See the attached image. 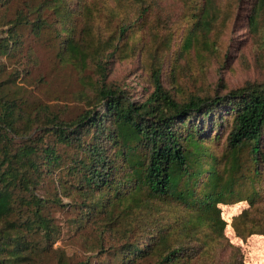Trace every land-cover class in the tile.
<instances>
[{
    "label": "trees",
    "instance_id": "16d2710c",
    "mask_svg": "<svg viewBox=\"0 0 264 264\" xmlns=\"http://www.w3.org/2000/svg\"><path fill=\"white\" fill-rule=\"evenodd\" d=\"M13 1L0 0V264H245L221 205L248 202V234L235 228L264 235L251 211L264 203V84L183 97L179 85L180 59L205 61L230 10L181 0L173 20L161 0H29L10 16ZM248 24L260 33L264 0ZM24 30L77 74L73 117L25 85L38 65L22 58ZM133 57L149 72L143 100L109 80Z\"/></svg>",
    "mask_w": 264,
    "mask_h": 264
},
{
    "label": "rangeland",
    "instance_id": "374dc122",
    "mask_svg": "<svg viewBox=\"0 0 264 264\" xmlns=\"http://www.w3.org/2000/svg\"><path fill=\"white\" fill-rule=\"evenodd\" d=\"M25 1L29 0H14L10 16H14L17 8H26ZM221 2L226 8L225 12L230 10V18L227 26L216 34L219 35L220 41L214 45V52L209 51L210 54H207L205 61L180 59L187 65L185 74H181L179 78L180 88L184 91L180 94L182 97L190 92L201 95H214L218 92L220 95H225L229 90L249 83L264 84V26L260 33L255 35L250 31L248 24L253 0H221ZM162 5L161 15L171 17L173 20L181 17L184 11L181 0H161L160 6ZM23 34L22 58L27 59L29 54L33 53L38 65L33 75L27 78L28 81H24L28 90L32 91V97L53 104L54 108L65 113V116L73 117L84 105L83 101L76 98L81 89L77 74L70 69H57L54 63L55 52L50 43L34 37L29 30H24ZM174 58L175 56L171 55L166 62L168 73L171 69V60L173 61ZM3 60L7 62L8 68L13 67V60L7 58ZM51 70H55L58 76L55 83L50 76ZM148 79L149 72L143 67L140 57L116 61L109 77V80L123 89L130 90L135 100H143L146 90H150ZM249 207L250 204L246 201L221 205L222 215L226 221L225 234L228 242L240 249L245 264H264V235L253 234L244 237L235 228V223L239 224L244 233L248 234L249 230L242 227L239 215ZM251 211L255 216L264 219L263 202ZM75 253L76 258L83 256L82 252Z\"/></svg>",
    "mask_w": 264,
    "mask_h": 264
}]
</instances>
